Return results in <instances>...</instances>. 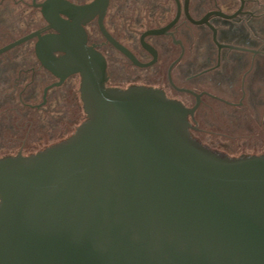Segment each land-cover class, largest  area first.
<instances>
[{
    "label": "water",
    "instance_id": "1",
    "mask_svg": "<svg viewBox=\"0 0 264 264\" xmlns=\"http://www.w3.org/2000/svg\"><path fill=\"white\" fill-rule=\"evenodd\" d=\"M53 17L38 49L62 81L80 75L86 117L0 158V264H264V154L203 144L162 90L107 87L82 28Z\"/></svg>",
    "mask_w": 264,
    "mask_h": 264
},
{
    "label": "flooded vegetation",
    "instance_id": "2",
    "mask_svg": "<svg viewBox=\"0 0 264 264\" xmlns=\"http://www.w3.org/2000/svg\"><path fill=\"white\" fill-rule=\"evenodd\" d=\"M55 14L102 54L107 87L162 90L193 110L203 144L264 154V0H0V154L61 140L66 100L86 117L80 75L62 81L38 49L40 36L59 34Z\"/></svg>",
    "mask_w": 264,
    "mask_h": 264
},
{
    "label": "rangeland",
    "instance_id": "3",
    "mask_svg": "<svg viewBox=\"0 0 264 264\" xmlns=\"http://www.w3.org/2000/svg\"><path fill=\"white\" fill-rule=\"evenodd\" d=\"M79 81V80H78ZM77 81V83H78ZM72 103H73V100L69 99V100H66L65 102H63L62 106H59L58 108V111H60V113L62 114L60 118H62V126L61 127H57L58 129H63V130H66V133L63 134V137L61 140L59 141H62L64 139H66L67 137H69L71 134L74 133L75 129L82 123V121L85 119V117H83V111L81 112L82 113V116L79 115V118H77V120H75V116H76V110L73 109V106H72ZM75 121L76 123L73 124V125H70L68 127V129H65L66 128V124L67 123H71L72 121ZM57 141V142H59ZM55 142H42V143H30V149L29 151L30 152H36L37 150H41L43 149L44 147H47L51 144H54ZM2 144H0L1 146ZM6 145H9V144H6ZM16 145V147H18L19 143H16L14 144ZM16 149V148H15ZM14 149V151H15ZM221 152V151H220ZM26 153H29L28 151ZM13 156V155H17V154H0V158L1 157H5V156ZM23 155H30V154H23ZM230 156H240V155H243V154H228ZM247 155H252V154H247Z\"/></svg>",
    "mask_w": 264,
    "mask_h": 264
}]
</instances>
